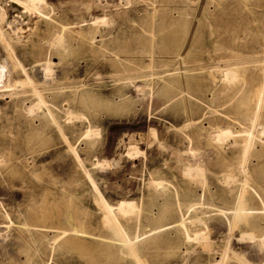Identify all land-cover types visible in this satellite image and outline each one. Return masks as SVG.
I'll return each mask as SVG.
<instances>
[{"label":"rangeland","instance_id":"obj_1","mask_svg":"<svg viewBox=\"0 0 264 264\" xmlns=\"http://www.w3.org/2000/svg\"><path fill=\"white\" fill-rule=\"evenodd\" d=\"M36 2L0 23V264H264V0Z\"/></svg>","mask_w":264,"mask_h":264},{"label":"bare ground","instance_id":"obj_2","mask_svg":"<svg viewBox=\"0 0 264 264\" xmlns=\"http://www.w3.org/2000/svg\"><path fill=\"white\" fill-rule=\"evenodd\" d=\"M96 1H98V0H96ZM112 5V4H111ZM125 6H126V4H125ZM39 9H38V7H37V2H36V0H0V23L2 24H5V25H7L9 28H10V30L12 31V34L14 33V35L16 34L15 32L16 31H18V30H22V29H24V28H27V27H29V25H30V22H29V24H27L28 23V21H29V19L31 20V18H29V16L30 17H32L33 18V16L32 15H34L35 14V12H39L38 11ZM49 19V18H48ZM99 20H96V21H94V23H99L98 22ZM19 23V25L17 24V23ZM15 23L17 24V25H15ZM24 23V24H23ZM27 25H26V24ZM65 28V27H64ZM27 29H29V28H27ZM63 29V28H62ZM66 30V29H65ZM63 31H64V29H63ZM62 31V32H63ZM63 34V33H62ZM16 37V36H15ZM31 37V36H30ZM0 40H2V42L4 43V45H3V48L4 47H6V48H4L3 50H4V52H5V50L6 49H11V46H10V42H9V39H8V37H6L5 36V34H4V32L2 31V29H1V27H0ZM92 43V42H91ZM52 44V46H54V47H56L57 49L58 48H60V49H62V51H65L66 50V48H67V46H66V44H67V41L65 40V38H64V36L63 35H61V33L60 34H56L55 33V37H54V41H53V43H51ZM53 47V48H54ZM50 48H52L51 47V45H50ZM7 50V52H6V55L7 54H9V51ZM50 50V49H49ZM52 52H53V50H52ZM55 52H57V51H55ZM66 52H67V50H66ZM1 53V52H0ZM65 53V52H64ZM63 53V54H64ZM49 58V57H48ZM1 59V58H0ZM47 60H49V59H47ZM5 62V61H4ZM7 62V61H6ZM5 65V63H2V65ZM6 64H8V63H6ZM50 64V63H49ZM9 65V64H8ZM51 65V64H50ZM52 65H54V64H52ZM3 67V66H2ZM2 67L0 66V90H2V91H10V89L12 88V84L10 83V77L9 76H7L6 78L4 77V76H2V75H4L5 73H4V70L2 69ZM6 67V66H5ZM9 67V66H8ZM4 68V67H3ZM11 68V67H10ZM264 67H262V70H264L263 69ZM5 69V68H4ZM7 69V68H6ZM7 70H11V69H7ZM39 70V69H38ZM37 70V71H38ZM37 71H36V73H37ZM39 71H41L40 73H37L39 76H41V77H44V79L45 78H47L48 76H49V74H50V72H52L53 70H51L50 69V67H49V65L47 64L45 67H43L41 70H39ZM5 72H8V71H5ZM219 72V71H218ZM221 72V71H220ZM263 72V74H264V71H262ZM4 73V74H3ZM10 73V72H9ZM38 76V77H39ZM222 76H223V78L225 79V81H228V83L229 82H231V81H233V80H237L238 79V72L237 71H235V70H226V71H223V73H222ZM5 78V80H4V78ZM40 77V78H41ZM209 77L212 79V80H216L217 79V77H216V75H215V73L213 72V73H210V75H209ZM263 77H264V75H263ZM39 78V79H40ZM4 80V81H3ZM49 80V79H48ZM42 81V80H41ZM45 81H46V79H45ZM48 82V81H47ZM263 84H264V79H263ZM262 85V84H261ZM260 87V86H259ZM258 87V88H259ZM264 87V86H263ZM37 88V87H36ZM260 89V88H259ZM260 92H262V93H264V91L263 90H261ZM259 92V93H260ZM3 94V93H2ZM23 94V93H22ZM34 94H36V95H39V93L38 92H34ZM82 94V93H81ZM11 95V94H10ZM82 96V95H81ZM80 96V97H81ZM83 96H84V93H83ZM82 96V97H83ZM263 96V95H262ZM40 98H42L41 96H38V102H36L37 104L34 106V107H32V109L31 108H29V110H31V112L33 113L34 112V110H36L37 108H41V106H43L42 104H45L44 102V100L42 99V101H44L43 103H42V101H39V99ZM89 98V97H88ZM261 98L262 97H256V100L255 101H253V104H252V106L254 107V109L255 110H253L254 112H253V114H252V116H251V121L253 122L252 124H254V119H255V116H256V114L258 113V111H259V106H260V108H261V105H260V102H261ZM33 106V105H32ZM67 108V107H66ZM261 111V110H260ZM259 111V112H260ZM30 112V113H31ZM66 113L67 114H70V111H69V109H66ZM261 113V112H260ZM31 115V114H30ZM45 115H47L46 117H49V118H51V119H54L53 118V114H51L49 111L47 112V114H45ZM73 116V115H72ZM68 117H71V116H69L68 115ZM73 117H75V116H73ZM71 119V118H70ZM69 119V120H70ZM259 119H260V116H259ZM259 119H258V121H259ZM68 120V121H69ZM72 120V119H71ZM67 121V120H66ZM257 121V122H258ZM260 122V121H259ZM255 123H256V121H255ZM259 125V124H258ZM261 127V126H260ZM92 128V127H91ZM262 128V134H264V126H262L261 127ZM250 129V128H249ZM261 130V129H260ZM253 130H251L250 129V131H248V132H246L247 134L243 137V139L240 141V143H237V142H235V140H234V142H230V143H232V144H234V143H236L238 146H239V149H240V156H241V158H240V161L238 162V164H237V166H236V168H237V170H238V172H240L241 174H243V176L244 175H246L247 174V176H249L248 175V170H247V168H246V162L248 161V158H249V156L251 155V153L253 152V148H252V142H253ZM255 133V132H254ZM91 134L92 135H94L93 133H89L88 132V136L90 135L91 136ZM256 134V133H255ZM261 134V133H260ZM261 134V135H262ZM237 135V134H236ZM85 137H86V135H85ZM94 137V136H93ZM231 137V138H230ZM232 134L230 133V132H224V131H217L216 132V139H218V140H220V139H226L227 141L228 140H230V139H232ZM83 138V137H82ZM89 139H90V137H89ZM255 139V138H254ZM222 141V140H221ZM230 141H232V140H230ZM227 143V142H226ZM262 143H264V142H262ZM74 149V148H73ZM136 153H138V152H136ZM134 155V154H133ZM132 155V156H133ZM138 155V154H137ZM135 156V155H134ZM114 164V163H113ZM191 171V170H190ZM263 172H264V170H263ZM194 173V172H193ZM245 177V176H244ZM241 178V177H240ZM246 178H248V177H246ZM229 180H231V181H233V182H235L236 180H237V178H236V176L234 177V176H230L229 175ZM243 181H245V180H243ZM159 183V182H158ZM157 183V184H158ZM247 183V182H246ZM157 184H156V186H157ZM226 184V183H225ZM240 184H244L243 182L242 183H240ZM154 185H155V183H154ZM245 185H247V184H245ZM245 185H243V187L245 186ZM161 187V186H160ZM243 187H240V188H242V189H244ZM247 187V186H246ZM231 192V191H230ZM244 193H245V190H244ZM243 196V197H242ZM241 197L242 198H246L245 197V195H242ZM242 198H240V200L242 199ZM247 200V199H246ZM246 200H244L245 202H246ZM243 201V199L240 201V202H242ZM247 203V202H246ZM242 204V203H241ZM240 204V205H241ZM239 206V205H238ZM105 211L106 212H109V214H111L110 216H113L114 215V217H116L117 216V214H118V212L119 211H117V210H115L112 206H110V205H108L107 204V206H106V209H105ZM238 211V210H237ZM252 212V210L249 208V209H246V211L243 213L244 215H247L249 212ZM254 211V210H253ZM239 212H241V211H239ZM243 212V211H242ZM257 212V211H256ZM236 213V212H235ZM263 213V212H262ZM164 214V211H162L161 212V216ZM238 214V213H237ZM239 214H242V213H239ZM237 216V215H236ZM238 217V218H237ZM236 217V219L238 220L239 219V216H237ZM183 219V218H182ZM182 223V222H181ZM118 227V226H117ZM163 229V228H162ZM165 229V228H164ZM154 233V232H153ZM80 236V235H79ZM105 241V240H104ZM118 242H120L124 247H127V249L129 248L128 246H130L129 245V243L130 242H132V241H134V243H133V245H137V241H138V237H135V238H126V239H119V240H117ZM116 245V244H115ZM133 247H136V246H133ZM132 247V248H133ZM135 249V248H134ZM231 253H232V251H231ZM234 253V252H233ZM236 255V254H235ZM233 256V255H232ZM241 256H243V255H241ZM226 258H228L227 257V255L225 256ZM237 257V256H236ZM235 257V258H236ZM221 258V257H220ZM235 258H234V260H235ZM237 259V258H236ZM224 260H225V258H222L220 261H218V263H216V264H223L224 263ZM228 260H230V259H228ZM238 260V259H237ZM240 260V259H239ZM243 260V259H242ZM225 262H226V260H225ZM233 262V261H232ZM240 261H238V263H239ZM244 262H245V260H244ZM214 263V264H215Z\"/></svg>","mask_w":264,"mask_h":264}]
</instances>
